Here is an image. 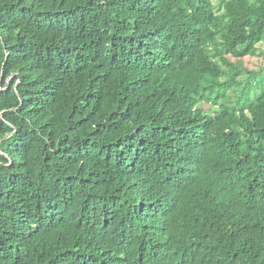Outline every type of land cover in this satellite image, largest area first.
I'll list each match as a JSON object with an SVG mask.
<instances>
[{"label":"trees","instance_id":"1","mask_svg":"<svg viewBox=\"0 0 264 264\" xmlns=\"http://www.w3.org/2000/svg\"><path fill=\"white\" fill-rule=\"evenodd\" d=\"M264 0H0V264H264Z\"/></svg>","mask_w":264,"mask_h":264},{"label":"rangeland","instance_id":"2","mask_svg":"<svg viewBox=\"0 0 264 264\" xmlns=\"http://www.w3.org/2000/svg\"><path fill=\"white\" fill-rule=\"evenodd\" d=\"M215 4L219 2V0H213ZM264 51V46L260 48ZM244 63L246 68L250 70L264 69V59L262 57L259 58H246L244 59Z\"/></svg>","mask_w":264,"mask_h":264}]
</instances>
